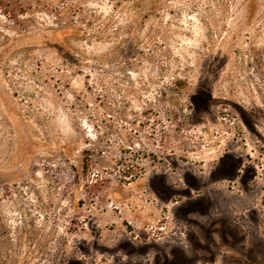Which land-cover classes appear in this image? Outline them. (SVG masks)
I'll list each match as a JSON object with an SVG mask.
<instances>
[{"label": "rangeland", "instance_id": "obj_1", "mask_svg": "<svg viewBox=\"0 0 264 264\" xmlns=\"http://www.w3.org/2000/svg\"><path fill=\"white\" fill-rule=\"evenodd\" d=\"M0 264H264V0H0Z\"/></svg>", "mask_w": 264, "mask_h": 264}, {"label": "trees", "instance_id": "obj_2", "mask_svg": "<svg viewBox=\"0 0 264 264\" xmlns=\"http://www.w3.org/2000/svg\"><path fill=\"white\" fill-rule=\"evenodd\" d=\"M6 13L11 17L14 15V18H18L17 14H11L10 11H6ZM58 23L55 28H52L53 31L56 33H60L63 37V42L59 45L55 46L57 48L58 54L62 56L65 60L71 59V53H76V49L72 47L70 44L71 39H76L80 35L82 29L73 23L70 19L66 17H60L58 18ZM89 166V163H86L85 161L82 162V167L84 169H87Z\"/></svg>", "mask_w": 264, "mask_h": 264}]
</instances>
